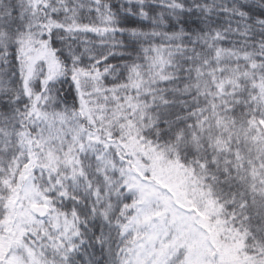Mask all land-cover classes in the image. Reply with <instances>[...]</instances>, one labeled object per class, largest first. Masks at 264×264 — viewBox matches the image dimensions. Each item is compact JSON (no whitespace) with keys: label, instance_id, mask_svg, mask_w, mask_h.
I'll return each mask as SVG.
<instances>
[{"label":"snow or ice","instance_id":"1","mask_svg":"<svg viewBox=\"0 0 264 264\" xmlns=\"http://www.w3.org/2000/svg\"><path fill=\"white\" fill-rule=\"evenodd\" d=\"M0 264H264V0H0Z\"/></svg>","mask_w":264,"mask_h":264}]
</instances>
